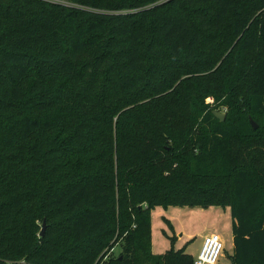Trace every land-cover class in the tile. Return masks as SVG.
<instances>
[{
    "label": "trees",
    "instance_id": "16d2710c",
    "mask_svg": "<svg viewBox=\"0 0 264 264\" xmlns=\"http://www.w3.org/2000/svg\"><path fill=\"white\" fill-rule=\"evenodd\" d=\"M157 206L264 264V0H0V264H193Z\"/></svg>",
    "mask_w": 264,
    "mask_h": 264
},
{
    "label": "rangeland",
    "instance_id": "374dc122",
    "mask_svg": "<svg viewBox=\"0 0 264 264\" xmlns=\"http://www.w3.org/2000/svg\"><path fill=\"white\" fill-rule=\"evenodd\" d=\"M63 5L69 7L66 3ZM206 103L213 104V99H206ZM216 112L225 114L226 117L227 109L219 106ZM248 118L257 124L252 117ZM150 225L151 252L154 255H163L170 249H182L194 259L200 251L203 239L215 233L224 244L218 264H231L233 245L229 207L157 206L150 212ZM118 252L119 247H115V254Z\"/></svg>",
    "mask_w": 264,
    "mask_h": 264
},
{
    "label": "built area",
    "instance_id": "2783aa9c",
    "mask_svg": "<svg viewBox=\"0 0 264 264\" xmlns=\"http://www.w3.org/2000/svg\"><path fill=\"white\" fill-rule=\"evenodd\" d=\"M114 249H111L107 256H109ZM223 250L224 244L220 236L215 233L208 235L203 239L202 246L196 258H194L193 264H218Z\"/></svg>",
    "mask_w": 264,
    "mask_h": 264
},
{
    "label": "water",
    "instance_id": "95a60500",
    "mask_svg": "<svg viewBox=\"0 0 264 264\" xmlns=\"http://www.w3.org/2000/svg\"><path fill=\"white\" fill-rule=\"evenodd\" d=\"M213 115H214V117H215L216 119H218L220 122H223V121L225 120V114H222V113H219V112L214 111V112H213ZM249 122H250V124H251V126H252L253 129H256V128H257V126H256L254 123H252V121H251L250 119H249ZM44 227H45V224L43 223V224H42V228H41L40 235H42V233H43V231H44Z\"/></svg>",
    "mask_w": 264,
    "mask_h": 264
}]
</instances>
